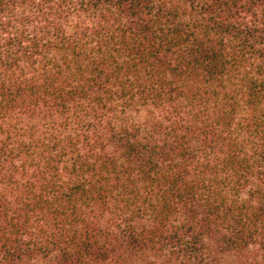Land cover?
Returning <instances> with one entry per match:
<instances>
[{"label":"trees","instance_id":"16d2710c","mask_svg":"<svg viewBox=\"0 0 264 264\" xmlns=\"http://www.w3.org/2000/svg\"><path fill=\"white\" fill-rule=\"evenodd\" d=\"M0 264H264V0H0Z\"/></svg>","mask_w":264,"mask_h":264}]
</instances>
